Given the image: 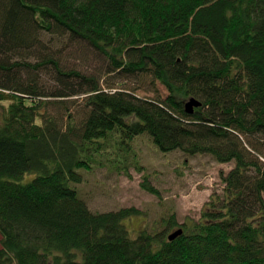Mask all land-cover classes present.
Wrapping results in <instances>:
<instances>
[{
    "label": "trees",
    "instance_id": "16d2710c",
    "mask_svg": "<svg viewBox=\"0 0 264 264\" xmlns=\"http://www.w3.org/2000/svg\"><path fill=\"white\" fill-rule=\"evenodd\" d=\"M2 100L0 264H264V0H0ZM142 134L235 164L199 219L132 236L139 209L77 185Z\"/></svg>",
    "mask_w": 264,
    "mask_h": 264
},
{
    "label": "rangeland",
    "instance_id": "374dc122",
    "mask_svg": "<svg viewBox=\"0 0 264 264\" xmlns=\"http://www.w3.org/2000/svg\"><path fill=\"white\" fill-rule=\"evenodd\" d=\"M106 80L111 81L109 77ZM160 89L167 94L164 88ZM189 99L190 96L183 98L185 103ZM10 102L0 101V121L4 120ZM130 150L136 165H128L126 172L106 167L82 168L84 180L77 188L93 212L139 209L140 214L123 221L132 236L146 229H162L163 220L171 214L176 215L180 224L199 219L211 196L224 188L221 173H227L235 164L218 162L211 154L192 155L179 149L164 152L147 134L133 140ZM145 179L159 189V195L143 187Z\"/></svg>",
    "mask_w": 264,
    "mask_h": 264
},
{
    "label": "water",
    "instance_id": "95a60500",
    "mask_svg": "<svg viewBox=\"0 0 264 264\" xmlns=\"http://www.w3.org/2000/svg\"><path fill=\"white\" fill-rule=\"evenodd\" d=\"M202 101L194 96L190 97V99L185 103V108L186 111L188 113H194L195 108L197 107H201L202 106ZM183 233V228H178L174 231H172L169 235H168V239L169 240H174L176 239L178 236H180Z\"/></svg>",
    "mask_w": 264,
    "mask_h": 264
}]
</instances>
